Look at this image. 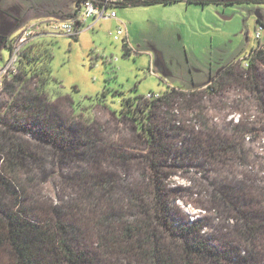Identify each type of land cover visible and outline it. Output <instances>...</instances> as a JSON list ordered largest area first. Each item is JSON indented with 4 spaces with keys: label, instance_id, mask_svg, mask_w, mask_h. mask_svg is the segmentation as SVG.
<instances>
[{
    "label": "rangeland",
    "instance_id": "374dc122",
    "mask_svg": "<svg viewBox=\"0 0 264 264\" xmlns=\"http://www.w3.org/2000/svg\"><path fill=\"white\" fill-rule=\"evenodd\" d=\"M239 1L116 6L118 21L48 39L28 30L79 15L76 0H0V217L57 210L90 249L139 225L175 264L194 224L238 255L207 264H264V0ZM103 255L89 264H149Z\"/></svg>",
    "mask_w": 264,
    "mask_h": 264
},
{
    "label": "trees",
    "instance_id": "16d2710c",
    "mask_svg": "<svg viewBox=\"0 0 264 264\" xmlns=\"http://www.w3.org/2000/svg\"><path fill=\"white\" fill-rule=\"evenodd\" d=\"M76 1L77 7L80 8L86 0ZM181 1H186L188 4L220 5L219 0H141L135 2L119 0L118 5H170ZM76 15H68L64 19L74 18ZM5 44L6 38H2L0 46L7 47ZM124 50H127L126 46H124ZM10 51L11 48L9 54ZM126 55L129 56L127 52ZM24 58L25 60L22 62L25 61L26 66H29L30 73L39 75V77L43 75L42 68L38 66V56L37 59H34L30 54H25ZM249 65V68L253 67L252 63ZM227 72L228 70L224 73ZM53 212L56 218H43L36 215V211L21 205L17 210H8L4 218L0 217V254L4 252L8 256L7 259L5 258L4 264H89L93 259L103 254L112 261L116 255H139L141 252L144 254L143 259L148 261L149 264H175L168 252L162 250L163 247L156 236L149 231H145L139 225L123 223L112 236L107 232L102 233L100 231L98 239H95L93 247L90 249L89 244L77 239L75 227L68 223L66 218L57 210H53ZM2 214H4V211ZM182 237L184 239H182L183 245L180 247V254H183L187 259V263L186 260L182 259L184 264H192L190 260L194 262L198 260L207 264V262H211L212 259L216 258L227 262H237L238 260V255L232 251H229L228 256L221 257L224 253L222 250L218 248L212 250L209 246L207 247L206 241L201 238L199 233H196L194 224L184 229ZM104 255L100 258L101 262L102 259L103 262L108 261ZM194 264H197V262Z\"/></svg>",
    "mask_w": 264,
    "mask_h": 264
},
{
    "label": "built area",
    "instance_id": "2783aa9c",
    "mask_svg": "<svg viewBox=\"0 0 264 264\" xmlns=\"http://www.w3.org/2000/svg\"><path fill=\"white\" fill-rule=\"evenodd\" d=\"M119 0H86L79 8V15L74 18L65 19L61 22L47 21L42 24L33 25L29 30V35L37 34H49L51 36H67L76 38L80 31L86 26L87 20L96 21L99 20H117V14L111 10L114 6L118 5ZM87 27V26H86ZM91 27V26H88ZM87 27V28H88ZM126 27L123 26L118 29L114 36L115 41H120V38L126 34ZM258 40L261 38V32H257ZM124 46L129 47L127 42H124ZM18 48L16 47V52ZM159 98V95L149 94L147 98Z\"/></svg>",
    "mask_w": 264,
    "mask_h": 264
},
{
    "label": "crops",
    "instance_id": "0c3cea01",
    "mask_svg": "<svg viewBox=\"0 0 264 264\" xmlns=\"http://www.w3.org/2000/svg\"><path fill=\"white\" fill-rule=\"evenodd\" d=\"M188 4V3H187ZM221 4V3H220ZM223 5H225V6H229V5H227V4H223ZM231 5H233V4H231ZM117 7H122V6H120V5H116ZM116 6H114L111 10H113ZM65 20V19H64ZM64 20H61V21H64ZM108 20H111V19H108ZM114 21H118V20H114ZM47 22V21H46ZM99 22H101V20H99L98 22H96V21H91V24L89 25V26H91V27H88V29H94L95 27H96V25L99 23ZM43 23H45V22H43ZM123 25V24H122ZM125 26V25H124ZM126 27V26H125ZM82 31V30H81ZM81 31H80V33H81ZM41 36H38V37H44V38H47L48 37V39H51V38H54V37H57V36H50L49 34H47V33H45V34H40ZM79 36V35H78ZM77 36V37H78ZM76 37V38H77ZM131 39V37H126L125 38V42H127L128 43V45H129V40ZM124 41H123V45H124Z\"/></svg>",
    "mask_w": 264,
    "mask_h": 264
},
{
    "label": "water",
    "instance_id": "95a60500",
    "mask_svg": "<svg viewBox=\"0 0 264 264\" xmlns=\"http://www.w3.org/2000/svg\"><path fill=\"white\" fill-rule=\"evenodd\" d=\"M239 0H219V2L221 3V4H227V5H229V4H235V3H237Z\"/></svg>",
    "mask_w": 264,
    "mask_h": 264
}]
</instances>
